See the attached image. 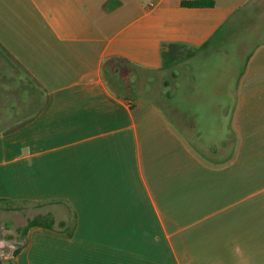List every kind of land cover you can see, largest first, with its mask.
<instances>
[{
	"label": "crops",
	"instance_id": "0c3cea01",
	"mask_svg": "<svg viewBox=\"0 0 264 264\" xmlns=\"http://www.w3.org/2000/svg\"><path fill=\"white\" fill-rule=\"evenodd\" d=\"M182 1L0 0L48 97L7 132L31 101L0 89V213L63 223L0 264H264V0Z\"/></svg>",
	"mask_w": 264,
	"mask_h": 264
},
{
	"label": "trees",
	"instance_id": "16d2710c",
	"mask_svg": "<svg viewBox=\"0 0 264 264\" xmlns=\"http://www.w3.org/2000/svg\"><path fill=\"white\" fill-rule=\"evenodd\" d=\"M186 8H199V7H212V0H190L182 1L180 4ZM0 79L3 82L0 89L2 92L8 93L9 90L5 84L12 86L14 90H10V93H15L18 98L23 95L28 97L31 101L29 114L25 116L26 119L20 120L15 126L7 130V132L17 130L30 122L35 118L44 108L47 103V93L42 86L17 62L10 54L0 45ZM10 89V88H9ZM11 203L0 200V207L6 210H11L9 207ZM42 228L46 230H55V228H62L63 223H57L50 214L37 215L32 220L28 221L22 230V234H25L30 228Z\"/></svg>",
	"mask_w": 264,
	"mask_h": 264
},
{
	"label": "rangeland",
	"instance_id": "374dc122",
	"mask_svg": "<svg viewBox=\"0 0 264 264\" xmlns=\"http://www.w3.org/2000/svg\"><path fill=\"white\" fill-rule=\"evenodd\" d=\"M247 28L244 35L247 39V49H251L264 42V20H261L259 23L248 25ZM42 208L43 207L28 206L17 214L0 213V241L3 243L0 245V251L3 254L9 251V243L13 242V240H20L22 238L23 228L28 221L35 218L40 212H43ZM14 246L17 247L18 245L15 244Z\"/></svg>",
	"mask_w": 264,
	"mask_h": 264
}]
</instances>
